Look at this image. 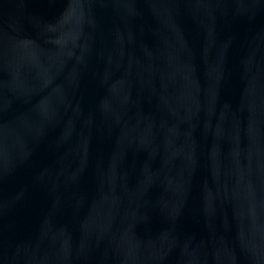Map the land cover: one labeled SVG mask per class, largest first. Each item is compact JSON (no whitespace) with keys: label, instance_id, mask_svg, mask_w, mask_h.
Wrapping results in <instances>:
<instances>
[{"label":"water","instance_id":"95a60500","mask_svg":"<svg viewBox=\"0 0 264 264\" xmlns=\"http://www.w3.org/2000/svg\"><path fill=\"white\" fill-rule=\"evenodd\" d=\"M0 264H264V0H0Z\"/></svg>","mask_w":264,"mask_h":264}]
</instances>
